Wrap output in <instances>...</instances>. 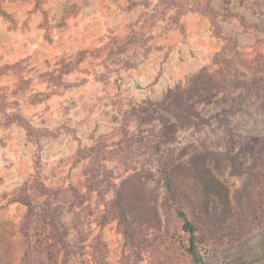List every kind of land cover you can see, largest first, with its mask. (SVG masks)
I'll return each instance as SVG.
<instances>
[{"label": "rangeland", "instance_id": "obj_1", "mask_svg": "<svg viewBox=\"0 0 264 264\" xmlns=\"http://www.w3.org/2000/svg\"><path fill=\"white\" fill-rule=\"evenodd\" d=\"M167 181L264 264V0H0V264H193Z\"/></svg>", "mask_w": 264, "mask_h": 264}, {"label": "trees", "instance_id": "obj_2", "mask_svg": "<svg viewBox=\"0 0 264 264\" xmlns=\"http://www.w3.org/2000/svg\"><path fill=\"white\" fill-rule=\"evenodd\" d=\"M218 84H220V82H218ZM218 84H216L215 86H218ZM210 85V84H209ZM211 86V85H210ZM169 181H167L166 185H167V191L169 192L170 197L169 200L171 202V207L172 210L174 212V214L176 215V218L181 222V231L186 235L187 239L185 240V243H182V249H184V253L186 254V257L189 258L191 260V262L193 264H200L202 262V256L199 252V245H198V236L196 234L197 229L194 226V224L192 223V221L189 219V217L187 216L186 212L178 205L175 204V195L173 193V190L171 188V185H168ZM32 211L29 212V215H27L26 218H28V216L33 215L31 213ZM57 219V218H55ZM52 223L59 225L60 221H52ZM53 225V224H52ZM41 248V247H40ZM51 246H46L44 247V249H40V252H44L46 253V255H44V257L41 258L39 250H33V248L31 247H27L20 259V261L23 262V264H25L31 253L37 252V257L36 259L38 260L36 263L38 264H43L42 262H46V259L49 258V260L52 261L51 264H59L58 263V257L55 256V253L51 250ZM48 255V256H47ZM31 262L27 263L30 264ZM65 263V261H64ZM60 264H63V262H61Z\"/></svg>", "mask_w": 264, "mask_h": 264}]
</instances>
